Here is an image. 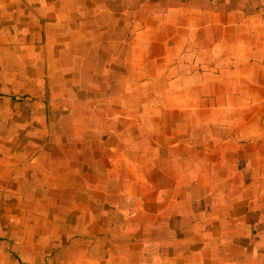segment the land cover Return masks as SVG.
Instances as JSON below:
<instances>
[{
    "label": "crops",
    "instance_id": "0c3cea01",
    "mask_svg": "<svg viewBox=\"0 0 264 264\" xmlns=\"http://www.w3.org/2000/svg\"><path fill=\"white\" fill-rule=\"evenodd\" d=\"M0 89L5 167L105 264H264V0H0Z\"/></svg>",
    "mask_w": 264,
    "mask_h": 264
},
{
    "label": "rangeland",
    "instance_id": "374dc122",
    "mask_svg": "<svg viewBox=\"0 0 264 264\" xmlns=\"http://www.w3.org/2000/svg\"><path fill=\"white\" fill-rule=\"evenodd\" d=\"M14 83L10 94L23 103L17 108L30 111L25 102L39 88L30 80ZM43 90L44 96L51 91ZM0 155V264H105L98 243L104 233L84 230L89 223L98 227L100 217L77 215L81 210L72 205L81 203L74 199L43 198L50 194L37 193L38 178L26 176L28 162L23 158L5 167L1 150Z\"/></svg>",
    "mask_w": 264,
    "mask_h": 264
}]
</instances>
